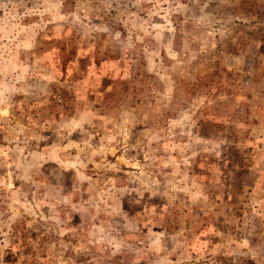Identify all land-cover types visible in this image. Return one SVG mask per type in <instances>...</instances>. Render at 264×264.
Returning <instances> with one entry per match:
<instances>
[{"label":"rangeland","instance_id":"obj_1","mask_svg":"<svg viewBox=\"0 0 264 264\" xmlns=\"http://www.w3.org/2000/svg\"><path fill=\"white\" fill-rule=\"evenodd\" d=\"M0 264H264V0H0Z\"/></svg>","mask_w":264,"mask_h":264}]
</instances>
